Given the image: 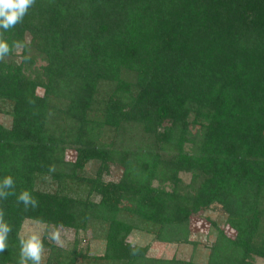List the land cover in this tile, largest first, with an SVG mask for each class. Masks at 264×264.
<instances>
[{
  "label": "trees",
  "instance_id": "trees-1",
  "mask_svg": "<svg viewBox=\"0 0 264 264\" xmlns=\"http://www.w3.org/2000/svg\"><path fill=\"white\" fill-rule=\"evenodd\" d=\"M4 39L27 47L0 61V183L15 185L0 264H18L26 219L43 225L41 264L264 259V0H36ZM212 204L232 234L214 227L204 261L149 252L191 243L189 219ZM65 229L66 245L49 239Z\"/></svg>",
  "mask_w": 264,
  "mask_h": 264
},
{
  "label": "rangeland",
  "instance_id": "rangeland-1",
  "mask_svg": "<svg viewBox=\"0 0 264 264\" xmlns=\"http://www.w3.org/2000/svg\"><path fill=\"white\" fill-rule=\"evenodd\" d=\"M37 93H41V89H36ZM0 120L2 123L6 126L9 124V118L8 116L4 114H0ZM65 158L67 160H71L73 158V151L71 149L65 150ZM119 170L117 168H111L108 178L116 179L119 175ZM178 178L181 185L187 184L189 179V172L181 171L178 174ZM107 178V179H108ZM155 184V181L153 182ZM168 182L165 183V188L169 189ZM72 193V192H70ZM188 224V238L190 239L191 243H161L156 244L153 243V241H150L149 237L144 235L141 232H132L128 239L131 242H148L150 241V249L149 252L155 256L160 257H170V256H176V257H183V258H189L191 255V259L195 261H204L209 253V246L212 243L215 234L216 229L214 227H218V229L223 228V230L228 233L232 234L231 232V223H227L226 226L225 223V214L220 208L219 204H212L207 209H204L200 212V215L195 216L191 219H189ZM215 222V226L211 224V222ZM225 223V224H224ZM43 231V225L41 223L32 221V220H24L21 224L19 235L22 237H26L31 233H36L40 235ZM60 239L62 241V245H66L68 241H70L73 238V231L72 229H65V230H59ZM78 237H81L80 245L79 247L84 248V245L87 244V240L90 238L89 232H86L83 236L80 235ZM88 250L90 253H101L102 252V245L100 241H90L88 244ZM254 262L256 264H264V259L255 257Z\"/></svg>",
  "mask_w": 264,
  "mask_h": 264
},
{
  "label": "clouds",
  "instance_id": "clouds-1",
  "mask_svg": "<svg viewBox=\"0 0 264 264\" xmlns=\"http://www.w3.org/2000/svg\"><path fill=\"white\" fill-rule=\"evenodd\" d=\"M36 3V0H0V61L12 52L15 48L18 52L22 51L26 44L20 41H13L12 48L4 39V33L14 29L18 24H21L28 14L30 8ZM27 59V57H22ZM49 171H54V166H50ZM14 181L11 176H5L0 183V198L6 199L9 195H14V192L5 191V189H13ZM17 202L22 203L27 210L28 208L35 209L38 207V201L27 190L22 191L17 196ZM12 232V227L4 220V211L0 209V253L7 250L8 235ZM49 239L58 245H62L60 234L58 231H53L49 234ZM20 258L18 264H41L44 253V245L41 236L36 233H31L27 238H20Z\"/></svg>",
  "mask_w": 264,
  "mask_h": 264
}]
</instances>
